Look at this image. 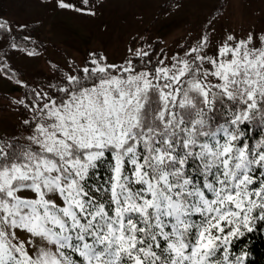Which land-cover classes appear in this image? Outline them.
Instances as JSON below:
<instances>
[{
	"label": "snow or ice",
	"instance_id": "1",
	"mask_svg": "<svg viewBox=\"0 0 264 264\" xmlns=\"http://www.w3.org/2000/svg\"><path fill=\"white\" fill-rule=\"evenodd\" d=\"M98 2L56 6L95 16ZM222 9L183 55L129 48L115 64L93 50L14 102L29 135L0 136V264H251L249 241L264 242V30L213 37ZM13 27L28 25L0 16V36Z\"/></svg>",
	"mask_w": 264,
	"mask_h": 264
},
{
	"label": "rangeland",
	"instance_id": "2",
	"mask_svg": "<svg viewBox=\"0 0 264 264\" xmlns=\"http://www.w3.org/2000/svg\"><path fill=\"white\" fill-rule=\"evenodd\" d=\"M80 7V0H70ZM99 0L96 15L59 9L56 0H0V16L15 24L35 25L40 33L29 50L12 48L0 42V53L6 63L24 70L31 80L48 87L57 77L76 66L83 67L89 53L95 50L120 64L136 38L135 49L143 48L153 55L164 50L168 56L183 55L179 45L195 42L202 25L218 5L216 31L235 28L238 32L264 30V0ZM13 32L21 30L13 27ZM23 32V31H22ZM29 32V30H28ZM149 45L151 46L149 48ZM34 51V55L27 53ZM2 58V57H0ZM71 65V67H70ZM23 83L0 75V136H27L18 113Z\"/></svg>",
	"mask_w": 264,
	"mask_h": 264
},
{
	"label": "trees",
	"instance_id": "3",
	"mask_svg": "<svg viewBox=\"0 0 264 264\" xmlns=\"http://www.w3.org/2000/svg\"><path fill=\"white\" fill-rule=\"evenodd\" d=\"M29 30V32H28ZM15 37V43L18 44V47L24 48L26 50H29L32 46V44L35 41H39L40 33L38 31V27L35 25L28 26L26 29L23 30V32H13L11 35H2L0 36V42L2 41H8L10 44L13 43L12 37ZM23 36H30V40H24L21 37ZM136 47V38H133L131 40V48L135 49ZM9 66L12 69V73L9 75L13 79L23 81V89H22V99L25 98V93H30L32 89L41 90V89H47L45 86L37 83L34 80H31L28 78L26 72L22 70L21 68L16 67L13 64H9ZM27 85L28 87H25ZM27 102V101H26ZM18 113L21 118L28 119V114L24 111L23 106L19 105L18 107ZM25 125H23V130L25 131ZM27 132V131H25ZM28 133V132H27ZM249 248H250V261L251 264H264V242H262L257 236L254 239H251L249 241Z\"/></svg>",
	"mask_w": 264,
	"mask_h": 264
}]
</instances>
